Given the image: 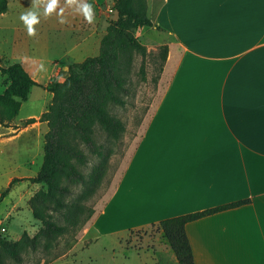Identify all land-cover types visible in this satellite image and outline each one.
I'll return each instance as SVG.
<instances>
[{
    "label": "crops",
    "instance_id": "0c3cea01",
    "mask_svg": "<svg viewBox=\"0 0 264 264\" xmlns=\"http://www.w3.org/2000/svg\"><path fill=\"white\" fill-rule=\"evenodd\" d=\"M103 1L88 0L95 7L92 24L69 8L63 25L55 13L41 15L33 38L19 19L31 0H8L0 17V46L45 86L68 70L57 61L82 63L100 54L110 18ZM148 15L168 37L167 88L88 229L98 238L121 235L248 201L187 224L186 233L195 264H264V0H160L153 9L148 0ZM28 134H0V165L9 170L0 178L12 186L10 202L25 198L30 210L28 202L41 185L29 180L42 164L34 165L31 144H22ZM20 144L26 153L17 151ZM11 206L3 219L15 213ZM29 223L19 225L15 241ZM131 251L144 255L143 264H179L162 231Z\"/></svg>",
    "mask_w": 264,
    "mask_h": 264
},
{
    "label": "trees",
    "instance_id": "16d2710c",
    "mask_svg": "<svg viewBox=\"0 0 264 264\" xmlns=\"http://www.w3.org/2000/svg\"><path fill=\"white\" fill-rule=\"evenodd\" d=\"M113 4L117 19L107 27L100 54L82 63L71 64L64 81L53 79L46 86L53 99L40 117V121L48 126L44 159L38 175L29 180L41 185V189L28 203L34 219L42 227L33 237L24 231L17 241L0 237V264H22L26 254L37 252L43 243H53L68 235L75 238L98 214L89 201L105 178L108 155L95 141L96 127L99 126L115 141L126 131V126L112 114L110 107L127 105L130 90L126 74L130 72L136 55L144 59L148 55L137 31L146 27L164 31L149 17L148 0H113ZM7 11L8 0H0V17ZM0 70L17 81L15 87L0 96V124L3 125L18 116L22 104L28 100L30 88L40 85L31 79L20 63L7 69L0 66ZM145 70L143 62L140 70L143 79ZM35 121L31 119L28 123ZM85 149L101 160L88 174L84 169L90 158ZM11 187L2 192L0 201L9 194ZM77 187L83 188V192L74 198ZM247 203L237 202L163 220L151 228L163 232L179 264H195L186 233L187 224Z\"/></svg>",
    "mask_w": 264,
    "mask_h": 264
},
{
    "label": "rangeland",
    "instance_id": "374dc122",
    "mask_svg": "<svg viewBox=\"0 0 264 264\" xmlns=\"http://www.w3.org/2000/svg\"><path fill=\"white\" fill-rule=\"evenodd\" d=\"M112 1L113 0H110L111 3ZM159 1L160 0H151V8L153 9L154 6L157 7ZM103 4L104 3L100 4V6L102 7L103 13H106L105 5L103 7ZM115 18V15H112L110 18L108 17L106 21L110 23L115 21ZM167 38L166 35L158 32L154 28H147L146 33L139 36L141 43L147 47L148 55L145 59L141 55H136L130 72L126 74L128 76L127 86L130 90L129 95L126 97L127 105L124 107H110L112 114L119 118L126 126V131L121 135V138L115 141L99 126L96 127L95 141L98 145L103 147V150L108 155L105 162V178L98 191L89 201V205L97 212L102 209L116 187L136 148L139 137L142 135L149 117L167 88L169 80V72L166 70L169 55V47L166 42ZM28 45L31 47V43ZM68 62V60H62L56 63L61 65L63 63L67 64L69 70V66L74 63ZM143 62H145L146 69L145 79H143V75L140 71ZM16 63L22 64L6 54L2 46H0L1 68L7 69ZM23 68L25 69L24 66ZM68 70L65 71L61 69L52 79L64 81L68 75ZM25 71L27 72L26 69ZM29 76L32 79L30 74ZM16 85L17 81L12 80L0 70L1 97H3L11 87H15ZM47 85L32 86L30 88L28 100L25 102L27 104L24 105L20 115V118H23V120H20L18 114L13 120L7 121L3 125L0 124V134L2 132L16 134L21 131H28L29 134L26 138L22 139V144H31L33 164L37 166L43 164L41 152L44 154L45 135L48 132L47 124L41 122L40 117L47 111L52 102V100L49 99L48 93L45 91L47 90ZM30 114H34L35 117L28 118L27 115ZM31 119H35L36 121L29 124L28 122ZM22 144H20L21 146H19L17 151L19 153H26ZM16 147L18 146H15V148ZM15 148L9 147L6 148V150L12 151L10 155H14ZM85 152L90 158V163L84 169V172L88 174L95 166H98L101 160L91 155L87 149H85ZM7 165L8 164L0 165V172H8ZM7 188H9V186L6 180L0 178V197L2 192ZM40 189L41 186L38 187L36 192ZM82 192L83 188H75L74 198H77ZM4 199L0 201V237L14 240V234L19 231V225L24 226L25 223L27 224L28 222L30 223L27 225L25 231H27L31 237L35 236L42 225L39 221L34 219L32 210L26 208L27 199L24 198L22 202L18 203H16V201L10 202L11 197H8V195ZM11 203L16 206L14 210L15 213L3 219L6 212L12 210ZM17 214L18 216L20 215L18 218ZM14 220L16 221L13 222ZM91 223L92 221L89 224ZM89 224L85 225L75 238H73L72 235H68L53 243H43L37 252H28L22 264H143L144 255L141 254V257H139V255L131 251V249H142L145 241L149 238H152V240L155 239L158 233L156 228H149L142 231H132L121 235H108L98 238V233L94 229H88ZM3 229H5V231H3Z\"/></svg>",
    "mask_w": 264,
    "mask_h": 264
},
{
    "label": "clouds",
    "instance_id": "9594fccd",
    "mask_svg": "<svg viewBox=\"0 0 264 264\" xmlns=\"http://www.w3.org/2000/svg\"><path fill=\"white\" fill-rule=\"evenodd\" d=\"M66 8L72 9L75 14L83 16L88 24L95 21V7L88 0H64L63 7L61 6V0H31L29 8L20 14L19 19L24 25L27 35L34 38L37 35L36 25L41 22V15L47 19L55 13L60 24L68 23L65 17Z\"/></svg>",
    "mask_w": 264,
    "mask_h": 264
},
{
    "label": "built area",
    "instance_id": "2783aa9c",
    "mask_svg": "<svg viewBox=\"0 0 264 264\" xmlns=\"http://www.w3.org/2000/svg\"><path fill=\"white\" fill-rule=\"evenodd\" d=\"M103 7L105 5V11L108 15L112 16L115 14V9H114V4L113 1L112 3L110 2V0H104L103 2ZM3 231H5V229H3Z\"/></svg>",
    "mask_w": 264,
    "mask_h": 264
}]
</instances>
